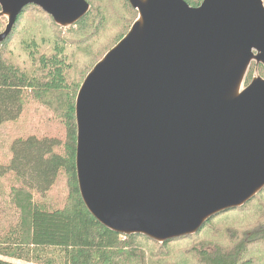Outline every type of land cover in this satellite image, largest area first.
<instances>
[{"label": "water", "instance_id": "95a60500", "mask_svg": "<svg viewBox=\"0 0 264 264\" xmlns=\"http://www.w3.org/2000/svg\"><path fill=\"white\" fill-rule=\"evenodd\" d=\"M126 1L136 19L75 97V174L97 222L162 244L264 188V0ZM28 6L61 29L90 11L0 0V44Z\"/></svg>", "mask_w": 264, "mask_h": 264}, {"label": "trees", "instance_id": "16d2710c", "mask_svg": "<svg viewBox=\"0 0 264 264\" xmlns=\"http://www.w3.org/2000/svg\"><path fill=\"white\" fill-rule=\"evenodd\" d=\"M85 1L89 13L67 30L38 7L24 8L0 44V126L17 120L32 102L61 127L52 137L14 139L0 162V264L257 263L249 255L264 246V188L243 207L214 216L195 235L162 244L109 231L86 210L75 174V97L137 12L126 0ZM184 1L198 7L203 0ZM5 25L0 19V33ZM15 37L24 57L16 55ZM258 72L264 78L262 66ZM60 175L66 193L56 204L49 193Z\"/></svg>", "mask_w": 264, "mask_h": 264}, {"label": "rangeland", "instance_id": "374dc122", "mask_svg": "<svg viewBox=\"0 0 264 264\" xmlns=\"http://www.w3.org/2000/svg\"><path fill=\"white\" fill-rule=\"evenodd\" d=\"M106 37L107 36H104L103 39H105ZM15 39L16 40L13 43L15 46H17L14 48L16 55L24 57L23 52L18 47V45H20L19 41L16 37ZM109 40H111L110 36H108L106 42H108ZM50 119L51 113L45 107L34 104L32 102L26 103L22 114L17 120L13 122H6L0 126V162L6 161V159L8 158V153H10V144L16 138L27 136H35L38 138L52 137L58 133H61V127L52 123ZM65 193V181L63 176L60 175L57 183L51 189L49 196L57 204L60 198L63 199ZM251 255L252 257L256 256L257 258H259V261L255 264H264V246L252 250L249 257ZM178 263L186 264V262L183 261H178Z\"/></svg>", "mask_w": 264, "mask_h": 264}]
</instances>
